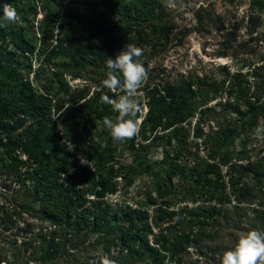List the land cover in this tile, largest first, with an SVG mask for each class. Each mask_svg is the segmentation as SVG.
Here are the masks:
<instances>
[{
  "label": "rangeland",
  "instance_id": "374dc122",
  "mask_svg": "<svg viewBox=\"0 0 264 264\" xmlns=\"http://www.w3.org/2000/svg\"><path fill=\"white\" fill-rule=\"evenodd\" d=\"M155 2L148 18L136 20L129 31L115 30L108 36L98 33L97 27L122 24L118 0H0V46L8 53L0 66L11 68L33 92L54 97L49 114L25 121L14 115L0 135V264H39L37 258L46 249L45 264H111L99 224L78 235L67 231L57 246L50 244L46 236L50 220L37 213L41 200L35 192L34 152L14 149L5 139L9 131L24 142L36 135L44 142L59 139L70 157L89 167L109 156L101 172L109 176L114 190L100 199L103 207L107 204L112 214L139 210L149 220L156 209L175 211L180 225L185 224L182 228L194 236L187 252L181 253L180 264H221L223 253L262 219L264 5L252 9L256 0ZM14 4L20 10L15 9L12 22L4 19L2 9ZM199 6L223 15V23L202 27L196 13ZM10 24L23 26L30 50L12 45L4 32ZM129 45L142 49L136 59L143 61L148 75L135 97L138 132L115 141L105 120L116 121L118 116L109 113L111 105L101 98L118 99L124 93L104 87L102 81L107 78V60ZM74 58H83L85 65L79 67ZM189 84L195 103L181 121L168 125L163 120L152 130L143 126L153 94L167 95V89ZM253 96L259 107L252 113L246 111L243 99L254 100ZM227 130L232 135L222 147ZM213 161L224 175L230 202L220 215L201 221L198 216L205 206L216 204L204 200L201 187L209 177L219 186L214 175L202 170ZM245 167L263 174L257 176ZM88 197L97 201L93 193ZM218 243L221 249L215 247Z\"/></svg>",
  "mask_w": 264,
  "mask_h": 264
},
{
  "label": "trees",
  "instance_id": "16d2710c",
  "mask_svg": "<svg viewBox=\"0 0 264 264\" xmlns=\"http://www.w3.org/2000/svg\"><path fill=\"white\" fill-rule=\"evenodd\" d=\"M18 1V0H13ZM155 0H118L119 19L121 25L113 24L109 26L106 22L98 24L97 31L100 34L112 35L115 30L129 31L136 20L146 19L152 15L155 9ZM264 0H256V5L252 9L262 8ZM14 9L20 10L14 4ZM1 11V8H0ZM198 23L204 28H211L223 23L225 17L213 12L210 8L199 6L196 9ZM259 16L255 18L257 21ZM257 24V23H256ZM199 25V24H198ZM200 26V27H201ZM254 27V26H253ZM253 28H251L252 30ZM6 36L11 37L12 45L21 51L30 50L28 41L24 38L23 26L10 24L4 30ZM8 53L0 46V61L7 59ZM79 67H83V58H74L73 61ZM240 95H243L241 89ZM167 95L153 94L148 101V110L142 120L143 126H148L150 130L160 126L164 121L167 124H175L181 121L187 110L194 105L192 99L191 84L187 87L179 85L173 87ZM254 100L244 97L243 101L247 107L246 111L254 112L259 106L256 96ZM53 94L47 92H33L28 84L18 78L11 68L0 66V135L8 126V118L18 115L22 121L27 119L42 118L49 114L54 104ZM109 113L118 116L109 107ZM244 116V113L239 110ZM138 115V113L136 114ZM232 132L227 130L222 134L221 146L224 147L231 138ZM5 139L12 144L14 149L21 148L31 154L33 160L37 162V181L35 192L40 194L41 204L37 208V213L42 219L50 220L51 228L46 233L50 244L57 246L60 237L70 231L78 235L80 232H87L89 227L99 224V237L104 240L106 254L111 264H180L181 253L187 252V247L194 240L190 231L182 228L179 215L173 210L165 208L156 209L153 217L149 220L148 215L139 210L125 209L112 214L106 204L103 207L100 200L105 193L114 190L109 176L106 177L101 172L110 159L106 156L102 162L87 166L78 159L69 156L68 149L59 139H51L44 142L40 135H36L29 141L24 142L17 134L11 131L5 134ZM43 161H40L39 159ZM255 175H262V171L252 167H245ZM203 172L207 175H214L217 187L213 185L211 177L204 181V200L215 201L216 204L205 206L203 213L198 217L201 221L221 214L222 207L230 202L224 191V176L219 171L217 162H209L203 166ZM93 193L97 201L91 202L88 195ZM261 218L251 226L250 230L264 231V213ZM175 221V224L172 222ZM199 221V220H197ZM167 223L161 227V224ZM152 225L158 226L155 232ZM53 226V227H52ZM58 239L56 241L55 239ZM217 249L221 245L215 244ZM46 255L49 249L37 260L39 264H45Z\"/></svg>",
  "mask_w": 264,
  "mask_h": 264
},
{
  "label": "clouds",
  "instance_id": "9594fccd",
  "mask_svg": "<svg viewBox=\"0 0 264 264\" xmlns=\"http://www.w3.org/2000/svg\"><path fill=\"white\" fill-rule=\"evenodd\" d=\"M4 19L15 22L17 13L14 8L2 9ZM143 51L134 45L124 46L115 58H109L106 63L107 78L103 86L124 94L117 98L102 96V101L112 106L118 113V119H106L105 124L115 141H123L135 136L138 123L135 116L139 111L135 97L147 78V70L141 57ZM221 264H264V231L251 230L241 234L233 247L226 250L221 258Z\"/></svg>",
  "mask_w": 264,
  "mask_h": 264
}]
</instances>
